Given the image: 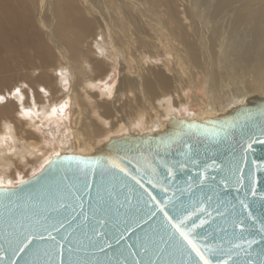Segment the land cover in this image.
<instances>
[{
  "label": "bare ground",
  "instance_id": "obj_1",
  "mask_svg": "<svg viewBox=\"0 0 264 264\" xmlns=\"http://www.w3.org/2000/svg\"><path fill=\"white\" fill-rule=\"evenodd\" d=\"M245 87L264 94V0H0V186Z\"/></svg>",
  "mask_w": 264,
  "mask_h": 264
},
{
  "label": "water",
  "instance_id": "obj_2",
  "mask_svg": "<svg viewBox=\"0 0 264 264\" xmlns=\"http://www.w3.org/2000/svg\"><path fill=\"white\" fill-rule=\"evenodd\" d=\"M173 224L214 261L264 264V94L0 186V264H199Z\"/></svg>",
  "mask_w": 264,
  "mask_h": 264
},
{
  "label": "snow or ice",
  "instance_id": "obj_3",
  "mask_svg": "<svg viewBox=\"0 0 264 264\" xmlns=\"http://www.w3.org/2000/svg\"><path fill=\"white\" fill-rule=\"evenodd\" d=\"M106 90L108 91L109 95H111V88H106ZM16 93H19V89H16ZM3 99V97H0V101ZM53 112H55V109H53ZM115 166L119 167L118 164ZM121 171H123V169H121ZM172 227L187 242L188 246L191 248V251L195 253L196 257H198L199 264H228L229 259H231L230 257L228 259H216L214 261L212 259L213 250L211 248L207 246L204 248L198 247L197 244L189 237V235L182 231L180 227H178L176 224H173ZM137 264H139V262H137Z\"/></svg>",
  "mask_w": 264,
  "mask_h": 264
},
{
  "label": "rangeland",
  "instance_id": "obj_4",
  "mask_svg": "<svg viewBox=\"0 0 264 264\" xmlns=\"http://www.w3.org/2000/svg\"><path fill=\"white\" fill-rule=\"evenodd\" d=\"M114 80H115V77L114 78H110L109 79V81H110V83H113L114 82ZM17 86L19 87V88H21L22 90L23 89H25L24 91L26 92H28V91H30V87H31V85H29V82H27V81H23V82H19V84H17ZM24 87V88H23ZM246 89H248L247 91H248V93H250V89L248 88V87H245ZM35 91H38V90H35ZM199 91V93H200V95L202 96V95H204L205 94V92L203 91V88H201V89H199L198 90ZM29 93V92H28ZM247 93V94H248ZM192 109L193 110H197L198 108L197 107H192ZM184 114V113H183ZM143 131H148V130H143ZM48 138H49V136H47Z\"/></svg>",
  "mask_w": 264,
  "mask_h": 264
}]
</instances>
